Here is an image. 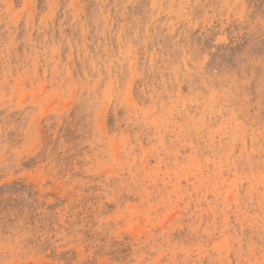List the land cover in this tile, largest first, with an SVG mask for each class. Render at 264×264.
<instances>
[{"label":"rangeland","instance_id":"rangeland-1","mask_svg":"<svg viewBox=\"0 0 264 264\" xmlns=\"http://www.w3.org/2000/svg\"><path fill=\"white\" fill-rule=\"evenodd\" d=\"M0 264H264V0H0Z\"/></svg>","mask_w":264,"mask_h":264}]
</instances>
